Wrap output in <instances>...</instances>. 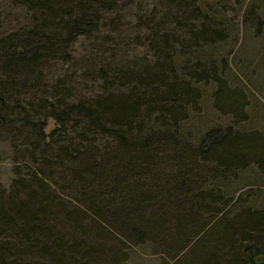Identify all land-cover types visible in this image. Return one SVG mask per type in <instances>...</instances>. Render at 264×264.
<instances>
[{"label": "trees", "instance_id": "16d2710c", "mask_svg": "<svg viewBox=\"0 0 264 264\" xmlns=\"http://www.w3.org/2000/svg\"><path fill=\"white\" fill-rule=\"evenodd\" d=\"M19 3L27 23L0 37V132L32 177L0 192V264H124L111 249L122 241L155 244L174 264H260L264 208H228L248 164L264 171V135L197 139L185 125L201 86L221 110H241L203 52L220 36L215 15L196 0ZM130 31L144 33L141 57ZM78 39L90 43L75 57ZM69 61L76 78L56 68Z\"/></svg>", "mask_w": 264, "mask_h": 264}, {"label": "rangeland", "instance_id": "374dc122", "mask_svg": "<svg viewBox=\"0 0 264 264\" xmlns=\"http://www.w3.org/2000/svg\"><path fill=\"white\" fill-rule=\"evenodd\" d=\"M196 4L203 16L215 15L214 22L212 20L211 23H207L211 29L220 33V36L215 38L214 45L202 47L203 52L213 57L212 60L220 66L219 71H222L221 66L223 67L227 87L237 90L243 102L241 110L231 115L227 110L223 111L217 106L211 84L201 86L202 95L196 109L186 120V127L197 139L211 130L223 128L236 131L241 128L249 134L264 135V0H196ZM143 10L146 9H141L142 12ZM27 17V9L19 0H0V37L17 31L27 23ZM134 26L133 24L132 27ZM143 34L135 31L127 34V39L134 43V51L131 52L128 48L134 57L143 55L142 48H145ZM89 43L88 40H76L73 47L76 53L72 51V55L76 57ZM56 68L64 77L74 75L76 78L75 75L80 74L78 69L72 66L71 61L63 66L57 65ZM49 72L46 70L45 74ZM60 78L63 79L62 76ZM42 81H47L46 76ZM81 82L79 80L72 86L77 89L81 86L77 84ZM45 87L43 86L41 90ZM85 87L86 94L95 90L92 81H88ZM76 92V98L85 97L82 90ZM20 148L22 147L17 143L14 147L9 134L0 132V192L4 197L9 195L15 180L29 181L32 177L29 175L31 169L22 163ZM231 191L235 192L236 201L228 208L231 214L237 213L242 207L264 208V171L255 163H249L242 176L233 183ZM111 249L121 254L124 264L175 263L168 253L161 248L158 249L155 244L134 245L122 241L112 244ZM184 254L186 252L181 253L179 258Z\"/></svg>", "mask_w": 264, "mask_h": 264}, {"label": "water", "instance_id": "95a60500", "mask_svg": "<svg viewBox=\"0 0 264 264\" xmlns=\"http://www.w3.org/2000/svg\"><path fill=\"white\" fill-rule=\"evenodd\" d=\"M260 264H264V259L262 260V262Z\"/></svg>", "mask_w": 264, "mask_h": 264}]
</instances>
